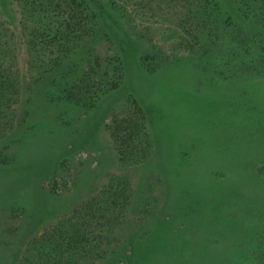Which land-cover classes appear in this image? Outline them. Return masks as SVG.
Wrapping results in <instances>:
<instances>
[{"label":"rangeland","instance_id":"obj_1","mask_svg":"<svg viewBox=\"0 0 264 264\" xmlns=\"http://www.w3.org/2000/svg\"><path fill=\"white\" fill-rule=\"evenodd\" d=\"M24 1L0 0V264L56 234L93 264L264 251V0H55L73 30L44 31Z\"/></svg>","mask_w":264,"mask_h":264},{"label":"trees","instance_id":"obj_2","mask_svg":"<svg viewBox=\"0 0 264 264\" xmlns=\"http://www.w3.org/2000/svg\"><path fill=\"white\" fill-rule=\"evenodd\" d=\"M30 0H25L24 2L27 5V2ZM55 0H35L32 1L29 4V9L32 12H38V14L43 13V10H45V8H47V11H53L55 13H53L54 15L57 16H61V14L63 13V16H61L62 18V23L61 26L65 25L66 29H72L73 30V17L69 16V12L65 11L63 12H58L57 8H53L54 10H52V6H55ZM43 9V10H42ZM31 14H29L30 16ZM33 15V13H32ZM43 18L41 16V18L38 21V25H37V30H45V27L43 26V22H42ZM68 22V23H67ZM7 31V29L4 30L3 32V26H0V35L1 36H5V32ZM2 33V34H1ZM31 34V33H30ZM4 48H6L7 50L10 49L11 47V42L10 39L9 40H5L3 42L2 45ZM236 49L235 45H231L229 46V48L224 49V51H228V50H233ZM184 164L188 165L187 162H182L180 163V165ZM90 226V225H89ZM95 230H100V228H93L92 231L90 232H94ZM81 231V229H80ZM99 235V234H98ZM81 237L80 234L79 235H74L73 237H64L61 238V236H59L58 234H56V236H53L52 239H54V243L53 245L46 247L44 249L41 248V246L39 247V253L37 255L38 259H36V262L33 261L31 264H93V262L89 261L90 257H91V251L94 250V245L92 244V242H90L86 237L85 240L78 238ZM97 236V235H96ZM251 252V251H249ZM264 257V251H261V248L259 249L258 247H255L252 251V256L250 258V262H248L249 264H264V259H262ZM235 258V256L233 255L231 258L228 255L227 256V263L228 264H232L233 263V259Z\"/></svg>","mask_w":264,"mask_h":264}]
</instances>
